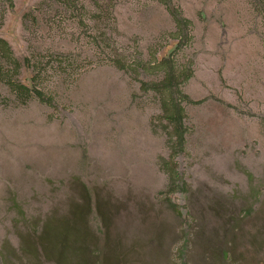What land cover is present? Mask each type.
<instances>
[{"label": "rangeland", "instance_id": "obj_1", "mask_svg": "<svg viewBox=\"0 0 264 264\" xmlns=\"http://www.w3.org/2000/svg\"><path fill=\"white\" fill-rule=\"evenodd\" d=\"M0 38L43 92L0 71V264H264V0H0Z\"/></svg>", "mask_w": 264, "mask_h": 264}, {"label": "trees", "instance_id": "obj_2", "mask_svg": "<svg viewBox=\"0 0 264 264\" xmlns=\"http://www.w3.org/2000/svg\"><path fill=\"white\" fill-rule=\"evenodd\" d=\"M180 21V20H178ZM11 48L7 44V42L4 39L0 38V58H2V61L6 60L9 62V64L14 67L15 71H17L19 67V63L17 60L13 59L11 54ZM169 59H164V61H168ZM1 64V63H0ZM0 71L3 73V75L7 76L9 78V81H11L12 89L15 90V93L20 94L17 95L23 102H26L31 97V91H34L37 95H42L43 92L38 90L37 88H30L29 86H26L22 83H16L13 81L12 77L8 76V70L3 71L2 66H0ZM191 75L190 72L183 73L180 78L176 77L173 69H169L163 80L161 82H152L151 87L155 90H162V92L170 91L169 94V100L166 102L164 108H165V119L167 121V125H170L173 127L174 131L170 132L169 135L175 136L177 139V145H175L174 153L178 154L183 151L184 145L186 142V131L187 128L184 125V119H185V110L184 106L182 105V101L186 99V96L179 95V84L183 82V80H186ZM2 76V75H0ZM147 85L148 83H144ZM176 86V87H175ZM181 96V97H180ZM170 161L165 159L163 164V170L168 171L170 174H175V170L171 168L169 165Z\"/></svg>", "mask_w": 264, "mask_h": 264}]
</instances>
